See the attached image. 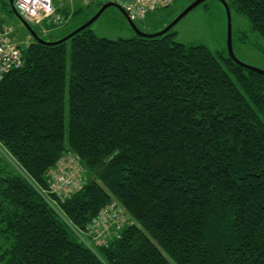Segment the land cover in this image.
Instances as JSON below:
<instances>
[{
    "label": "trees",
    "instance_id": "16d2710c",
    "mask_svg": "<svg viewBox=\"0 0 264 264\" xmlns=\"http://www.w3.org/2000/svg\"><path fill=\"white\" fill-rule=\"evenodd\" d=\"M226 1L264 39V0ZM176 36L22 48L0 82V264H264V75ZM72 158L83 184L56 192ZM112 212L130 220L99 235Z\"/></svg>",
    "mask_w": 264,
    "mask_h": 264
},
{
    "label": "rangeland",
    "instance_id": "374dc122",
    "mask_svg": "<svg viewBox=\"0 0 264 264\" xmlns=\"http://www.w3.org/2000/svg\"><path fill=\"white\" fill-rule=\"evenodd\" d=\"M195 0H174L169 8L158 9L149 13L145 18L134 20L136 26L145 33H155L164 29L182 11H184ZM74 7L80 13L76 15L65 26H52L46 30V23L30 22L32 28L40 38L45 40H58L66 36L78 24L85 23L92 18L106 2L97 0L92 4H86L83 0H74ZM70 2L64 1V5L70 7ZM70 7V8H72ZM0 17L14 28L13 38L16 45L25 48L34 40L20 19L11 14L0 0ZM90 28L99 36L111 39L128 38L136 31L130 25L124 13L115 6L108 7L101 16L90 25ZM46 30V32H45ZM176 39L183 43H202L207 45L216 54H229V27L227 10L220 0H206L200 3L175 26ZM232 46L235 56L242 62L264 70V54L261 47L264 39L250 30L249 21L242 15L233 11L232 13ZM86 176V175H85ZM111 222H103L97 227L100 233H108L118 223L122 224L130 220L129 215L123 212L110 213ZM116 215V216H115Z\"/></svg>",
    "mask_w": 264,
    "mask_h": 264
},
{
    "label": "built area",
    "instance_id": "2783aa9c",
    "mask_svg": "<svg viewBox=\"0 0 264 264\" xmlns=\"http://www.w3.org/2000/svg\"><path fill=\"white\" fill-rule=\"evenodd\" d=\"M67 0H14V5L21 16L30 22L46 23L49 26H65L73 17L76 10L72 7L74 0H68L70 7L64 5ZM86 4H92L97 0H83ZM119 4L134 21L145 18L149 13L170 6L174 0H100ZM68 10V14L63 10ZM45 30V32H46ZM14 28L0 17V82L13 69L23 64L22 48L15 44L13 38ZM61 173L57 171L53 183L56 192H74L78 190L84 181L78 163L72 158L70 161L60 163ZM59 170V169H58ZM111 216V215H110Z\"/></svg>",
    "mask_w": 264,
    "mask_h": 264
},
{
    "label": "water",
    "instance_id": "95a60500",
    "mask_svg": "<svg viewBox=\"0 0 264 264\" xmlns=\"http://www.w3.org/2000/svg\"><path fill=\"white\" fill-rule=\"evenodd\" d=\"M206 0H195L194 2H192L184 11H182L170 24H168L164 29H162L161 31L155 32V33H145L143 31H141L135 24V22L131 19V17L127 14V12L123 9V7H121L119 4L114 3V2H106V4L89 20H87L85 23H83L82 25H80L79 27H77L76 29H74L72 32H70L69 34H67L66 36L62 37L61 39H58L57 42L63 41L68 39L69 37H71L72 35H74L75 33L85 29L86 27H89L93 22H95L100 16L101 14L110 6H115L117 8H119L124 15L127 17L130 25L133 27V29L136 31L137 34H141V35H149V36H156V35H162L166 32H168L171 28H173L184 16H186L190 11H192L195 7H197L200 3L204 2ZM226 10H227V16H228V27H229V34H228V40H229V55L233 58L234 61H236L237 63H239L240 65H243L244 67H247L248 69L257 71L261 74L264 75V70L251 66L249 64H246L242 61H240L234 54L233 51V46H232V37H233V30H232V12L230 9V6L228 4V2L226 0H220ZM10 5L14 11V14L20 19V21L23 23V25L26 27V29L30 32L31 36L39 41V42H46V43H54V41H48L45 39H42L39 37V35L36 33V31L32 28V26L30 25V23L24 19L21 14L18 12V10L16 9L15 5H14V0H10ZM166 8H169V6H166Z\"/></svg>",
    "mask_w": 264,
    "mask_h": 264
},
{
    "label": "crops",
    "instance_id": "0c3cea01",
    "mask_svg": "<svg viewBox=\"0 0 264 264\" xmlns=\"http://www.w3.org/2000/svg\"><path fill=\"white\" fill-rule=\"evenodd\" d=\"M81 24V23H80Z\"/></svg>",
    "mask_w": 264,
    "mask_h": 264
},
{
    "label": "flooded vegetation",
    "instance_id": "af4514ba",
    "mask_svg": "<svg viewBox=\"0 0 264 264\" xmlns=\"http://www.w3.org/2000/svg\"><path fill=\"white\" fill-rule=\"evenodd\" d=\"M10 1V0H9Z\"/></svg>",
    "mask_w": 264,
    "mask_h": 264
}]
</instances>
